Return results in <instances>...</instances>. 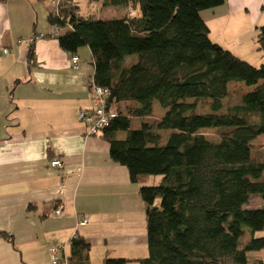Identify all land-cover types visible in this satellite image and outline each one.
<instances>
[{"label":"trees","instance_id":"trees-1","mask_svg":"<svg viewBox=\"0 0 264 264\" xmlns=\"http://www.w3.org/2000/svg\"><path fill=\"white\" fill-rule=\"evenodd\" d=\"M224 1L102 0L103 7L130 12L95 21L66 0L58 17L48 14L49 27L68 20L72 28L56 39L59 48L74 55L86 47L92 85L109 92L117 116L99 136L111 161L127 170L131 183L160 178L139 188L147 256L138 264H248V254L264 250L262 237L240 247L244 229L250 235L264 229V208L246 209L252 196L264 200V154L252 150L264 136V65L253 67L210 42L200 13ZM256 45L264 58V26ZM127 58L133 59L126 65ZM230 84L252 91L224 109ZM122 103L131 112L120 110ZM156 104L163 110L159 119L152 117ZM203 130L219 131V141H207ZM161 132H169L164 141ZM70 250L68 264H89L82 238L72 239Z\"/></svg>","mask_w":264,"mask_h":264},{"label":"crops","instance_id":"crops-1","mask_svg":"<svg viewBox=\"0 0 264 264\" xmlns=\"http://www.w3.org/2000/svg\"><path fill=\"white\" fill-rule=\"evenodd\" d=\"M73 1L77 14L90 20L102 13H109L102 20H111L130 12L128 7H103L102 0ZM49 2L0 1V234L7 236L0 237V264H51V247H63L69 260L76 237L89 245V264L107 259L138 264L147 256L139 188L155 186L160 178L131 183L127 170L111 161L107 142L99 135L86 136L79 113L93 106L89 88L94 75L86 47L69 55L56 39L18 43L48 32ZM242 5L225 0L203 20L212 43L223 48L212 35L218 30L237 41L254 34L257 46L259 17L250 18ZM39 15L46 18L43 32L37 31ZM239 22H245V29L233 31L230 26ZM236 46L225 49L242 60L253 56ZM259 54L257 62L264 59ZM52 161L61 168H50Z\"/></svg>","mask_w":264,"mask_h":264},{"label":"rangeland","instance_id":"rangeland-1","mask_svg":"<svg viewBox=\"0 0 264 264\" xmlns=\"http://www.w3.org/2000/svg\"><path fill=\"white\" fill-rule=\"evenodd\" d=\"M230 2L232 3V0H230ZM234 2L242 3L243 4L242 6L245 7L246 10L248 11V15L250 16V18L255 19L256 17H259L260 24H259L258 28L264 26V0H234ZM211 12H212V10L204 11V12L200 13L201 19L205 20V19L211 18ZM106 14H109V13H106ZM106 14L102 13L98 16H95L96 17L95 21L102 20ZM217 25L219 26V24H217ZM221 26H223V25H221ZM245 27H246L245 22H243V23L239 22V25L234 24V26H232V27L230 26V28H232L233 31H238L240 29L243 30V29H245ZM45 29H46V18H43V16L39 15L37 31L39 30V31L43 32V30H45ZM257 32H258V29H257ZM233 33L236 34L237 32H233ZM212 35H213V37H217V40H219L220 43H222V46H223L222 49L223 50L229 51V50L225 49V47L226 48L228 47V49L231 47H232L231 49H235V48H237L236 45H240L241 48H239V51H238L240 53H246V52H248V50H251L250 51L251 53L249 55L253 54V56H251V58H247L244 60L240 59L238 56L233 54L238 59L245 61L248 64H250L251 66L256 67V68L261 66V65H264V59H261L260 62H257V60H256L257 57L260 56V54H259L257 46L255 47V45H253L252 38H253L254 34L253 35L252 34L243 35L241 37V39H238L239 41H237L235 38L232 39L230 34L225 35V38H223L221 35H219L218 30H215V32H213ZM211 39H213V38L211 37ZM213 44H215V43H213ZM216 45H218V44H216ZM252 48H253V50H252ZM234 53H237V50H234ZM132 59L133 58H127L125 60V64L126 65L129 64L132 61ZM246 91H247L246 88L242 84H230L228 86V97L223 101L224 109L228 105H230L231 103L233 104V103L237 102L238 96L244 94ZM155 106L156 107L153 110L152 117H153V119H159L160 116L163 114L162 113L163 110H161L157 104ZM131 109H132L131 105L120 106V110H122L126 113L131 112ZM224 109H223V111H224ZM198 111L202 114L208 113L207 107L202 106V105H198ZM200 134L209 142L217 143L219 141V139H218L219 131L203 130V131H200ZM160 135H161L162 140L164 141L168 137L169 132H161ZM252 150L259 153L260 155L264 154V136L259 137L255 142L252 143ZM261 159L263 160L264 156H261L260 160ZM152 178L157 179L158 177H150V180H152ZM261 208H264V200H261L257 196H252L249 200L248 206H246V209H261ZM251 237H254V238H261L262 237V238H264V229L262 232L256 233L254 235H250L249 231L244 229V234H243L242 238L240 239V247L244 246L247 242H249ZM247 259H248V264H257L260 261L264 262V250L261 252L248 254ZM227 264H230V263H227Z\"/></svg>","mask_w":264,"mask_h":264},{"label":"built area","instance_id":"built-area-1","mask_svg":"<svg viewBox=\"0 0 264 264\" xmlns=\"http://www.w3.org/2000/svg\"><path fill=\"white\" fill-rule=\"evenodd\" d=\"M66 0H50L48 7L49 12L53 17L59 16V7ZM71 25L66 20L63 26L50 25L47 33H39L34 35L28 41H18V43H25L31 46L34 42L43 39H57L62 34L71 31ZM6 53V51H4ZM71 63L75 69L78 64L77 57H71ZM90 97L93 103L91 110L81 111L79 113V120L86 129V136L96 137L101 131L108 127L112 120L117 116L116 111L112 105H108L109 92L106 89H102L91 85L89 88ZM50 168H61L62 164L59 161H52L49 163ZM59 214V210L55 211V215ZM86 221L80 222L83 226ZM49 256L51 264H68L67 258L64 255L63 247H51L49 248Z\"/></svg>","mask_w":264,"mask_h":264}]
</instances>
